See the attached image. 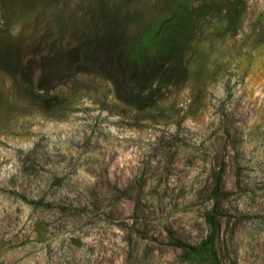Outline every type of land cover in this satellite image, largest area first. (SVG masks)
I'll use <instances>...</instances> for the list:
<instances>
[{
	"label": "rangeland",
	"instance_id": "obj_1",
	"mask_svg": "<svg viewBox=\"0 0 264 264\" xmlns=\"http://www.w3.org/2000/svg\"><path fill=\"white\" fill-rule=\"evenodd\" d=\"M212 207L264 264V0H0V264H198Z\"/></svg>",
	"mask_w": 264,
	"mask_h": 264
},
{
	"label": "trees",
	"instance_id": "obj_2",
	"mask_svg": "<svg viewBox=\"0 0 264 264\" xmlns=\"http://www.w3.org/2000/svg\"><path fill=\"white\" fill-rule=\"evenodd\" d=\"M23 199L36 205L43 203L42 200H29L26 196H23ZM219 215L220 213H218L216 207H212L206 211L205 220L209 231L207 237L200 244L192 245L181 240L173 241L172 244L187 252L193 258L192 260L198 264H224L220 256L218 244L221 231Z\"/></svg>",
	"mask_w": 264,
	"mask_h": 264
}]
</instances>
